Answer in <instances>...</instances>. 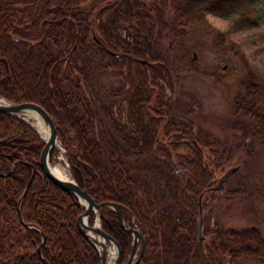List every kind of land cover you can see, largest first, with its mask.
<instances>
[{
  "label": "trees",
  "instance_id": "obj_1",
  "mask_svg": "<svg viewBox=\"0 0 264 264\" xmlns=\"http://www.w3.org/2000/svg\"><path fill=\"white\" fill-rule=\"evenodd\" d=\"M163 2L0 0V97L40 105L54 122L77 184L95 202L122 205L126 220L136 218L144 239L136 264H234L241 258L264 264V234L257 226L213 222L216 175L228 170L236 150L197 125L193 109L176 98L175 67L160 52V30L153 35L155 25L165 28ZM262 3L170 0L181 30L208 14L232 18L218 41H231L246 71L233 97L235 113L249 121L242 137L264 142V36L261 42L230 37L260 29ZM103 66L129 78L123 93L110 94L124 97L115 112L98 103L92 85ZM43 147L29 124L0 113V264H99L76 226L84 207L39 165ZM248 194L241 183L224 198L243 201ZM100 223L125 261L131 235L111 209L101 210Z\"/></svg>",
  "mask_w": 264,
  "mask_h": 264
},
{
  "label": "rangeland",
  "instance_id": "obj_2",
  "mask_svg": "<svg viewBox=\"0 0 264 264\" xmlns=\"http://www.w3.org/2000/svg\"><path fill=\"white\" fill-rule=\"evenodd\" d=\"M162 9L165 28L161 26L162 29H159L155 25L153 35L157 36L160 30V52L175 67L177 100L193 109L197 125L219 138L225 137L236 150L231 164L225 167L235 166L236 169L224 182L223 190L217 191L213 222L218 220L225 227L254 225L264 234V142L259 137H242L247 132L245 125L249 121L236 115L233 97L246 71L240 59L234 55L231 41H218V31L229 29L232 18L208 14L204 22L181 30L172 19L170 0H164ZM258 14L259 30L241 29L232 32L231 39L251 38L261 42L259 36H264V3L259 5ZM92 79L98 103L111 107L110 111L115 112L124 97L110 94L123 93L129 86V78L124 72L103 66L93 73ZM167 93L170 94L168 90ZM63 156L65 161L61 164L65 165L70 175L68 157ZM219 178L217 174L215 181ZM241 183L249 193L246 200L224 198L226 193ZM223 264L228 263L225 260ZM234 264L263 263L241 258Z\"/></svg>",
  "mask_w": 264,
  "mask_h": 264
},
{
  "label": "water",
  "instance_id": "obj_3",
  "mask_svg": "<svg viewBox=\"0 0 264 264\" xmlns=\"http://www.w3.org/2000/svg\"><path fill=\"white\" fill-rule=\"evenodd\" d=\"M5 103L0 104V113L8 114L17 118L22 119L19 116L21 113L25 112H35L42 120L43 124L45 125L48 131V138L44 141V147L40 154L39 165L45 174V176L56 186H58L61 190L74 195L79 200L80 204L84 207L83 212L77 217L76 226L79 230L80 234L95 248L99 257V264H106L107 261V248L106 244H114L116 248V257L113 264H136L140 257L142 256L144 250V239L142 233L140 232L139 228L137 227L136 218L131 215L130 220H126L124 218V207L116 202L111 201H104V202H95L85 188H81L75 179L73 178L70 171L71 179H61L55 176L49 169L48 164L54 158V151L56 149V142L62 149L63 154L67 156V152L65 148L62 146L59 136L57 134L54 122L50 115L40 106L35 103H19V104H12L6 101L4 98L0 97ZM27 124L28 122L25 121ZM35 130V129H34ZM36 131V130H35ZM37 132V131H36ZM236 167L229 168L217 181L216 185L213 187L214 191L223 190V184L230 176L231 173L235 171ZM34 177V170H32L30 179L27 183L26 189L21 197V200L24 198L26 191L32 182ZM103 209H111L115 212L120 226L125 230L126 233L131 235L132 242L129 253L122 262V250L119 243L106 234L103 229L101 228L100 219H101V210ZM93 216V223L89 224V217ZM28 226V225H26ZM202 226V216L199 217V230ZM32 227V226H30ZM97 236V239L94 236ZM201 237V236H200ZM106 243V244H104ZM98 245H101V248H98ZM42 243L38 247V253L41 252Z\"/></svg>",
  "mask_w": 264,
  "mask_h": 264
},
{
  "label": "bare ground",
  "instance_id": "obj_4",
  "mask_svg": "<svg viewBox=\"0 0 264 264\" xmlns=\"http://www.w3.org/2000/svg\"><path fill=\"white\" fill-rule=\"evenodd\" d=\"M5 103L3 100L0 99V104ZM20 117H22L25 121L28 122V124L37 131L38 135L43 139L46 140L48 138V131L43 124L41 118L35 113V112H25L19 114ZM56 149L54 151V158L52 161L48 164L50 171L57 177L61 179H71L70 175L68 174V171L64 168V166L61 164V162L64 160L63 152L60 146L56 142ZM65 161V160H64ZM63 163V162H62ZM97 239L96 235L94 236ZM106 244V243H104ZM98 248H101V245H98ZM107 248V261L106 264H113L115 257H116V248L114 244H106Z\"/></svg>",
  "mask_w": 264,
  "mask_h": 264
}]
</instances>
